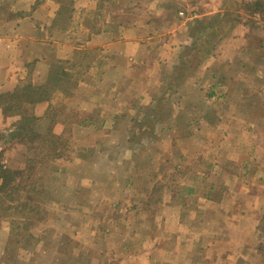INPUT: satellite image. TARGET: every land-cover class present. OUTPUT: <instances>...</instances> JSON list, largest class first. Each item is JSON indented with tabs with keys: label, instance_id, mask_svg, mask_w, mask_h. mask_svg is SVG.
I'll list each match as a JSON object with an SVG mask.
<instances>
[{
	"label": "rangeland",
	"instance_id": "1",
	"mask_svg": "<svg viewBox=\"0 0 264 264\" xmlns=\"http://www.w3.org/2000/svg\"><path fill=\"white\" fill-rule=\"evenodd\" d=\"M18 7L0 0V39L22 37L23 59L17 87L0 93V177L12 179L0 191V264H140L147 240L166 233L169 211L133 208L137 172L147 168L137 159L157 135L150 112L139 119L137 94L160 93L146 104L165 111L160 121L176 101L199 100L174 91L243 94L223 101L246 110L264 139V0ZM260 229L264 236V215ZM230 261L264 264V256Z\"/></svg>",
	"mask_w": 264,
	"mask_h": 264
},
{
	"label": "crops",
	"instance_id": "2",
	"mask_svg": "<svg viewBox=\"0 0 264 264\" xmlns=\"http://www.w3.org/2000/svg\"><path fill=\"white\" fill-rule=\"evenodd\" d=\"M34 2L16 0V6L27 10ZM21 38L0 39L10 47L8 51L0 49V93L17 87L19 78L12 73L23 60L18 43ZM226 93L174 91L171 97L187 98L188 94V98L199 96V100H190L189 104L188 99L186 104L176 101L163 121L157 118L165 111L146 105L156 103L152 99L160 93L137 94L144 98L136 110L139 119L145 121L150 112L157 135L137 159L147 168L137 172L141 186L133 208L169 211L166 233L147 240L150 246L140 252V264H208L212 258L214 264H230V260L264 256L259 245L264 241L260 231L264 215V139L255 134L256 123L244 117L246 110L238 111L244 113L240 116L235 112L237 107L227 108L223 101L244 95ZM163 179L166 183L160 181Z\"/></svg>",
	"mask_w": 264,
	"mask_h": 264
},
{
	"label": "trees",
	"instance_id": "3",
	"mask_svg": "<svg viewBox=\"0 0 264 264\" xmlns=\"http://www.w3.org/2000/svg\"><path fill=\"white\" fill-rule=\"evenodd\" d=\"M30 101H32V100H24L23 102H30ZM0 107H3V105L1 106L0 105ZM22 110H24V109H22ZM2 173L3 174H6L7 175V177L9 178V177H16L19 173H18V171L17 172H9V171H2ZM1 178V177H0ZM2 179V178H1ZM11 178H10V181H8V182H4L3 181V179H2V181L0 182V191L1 190H3L4 189V187L6 186V185H9L10 184V182H11ZM18 185H15L14 187H17Z\"/></svg>",
	"mask_w": 264,
	"mask_h": 264
}]
</instances>
